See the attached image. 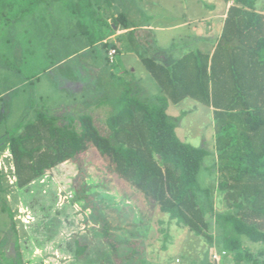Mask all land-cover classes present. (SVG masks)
<instances>
[{
	"label": "trees",
	"instance_id": "obj_1",
	"mask_svg": "<svg viewBox=\"0 0 264 264\" xmlns=\"http://www.w3.org/2000/svg\"><path fill=\"white\" fill-rule=\"evenodd\" d=\"M222 1L225 5L231 3L212 53L199 48L187 50L168 65L151 55L142 58L145 69L160 87L151 98H139L129 83L128 87L111 69L106 71V75L124 84L115 91L105 87L104 98L89 104L106 107V133L95 124L91 112L67 117L42 108L16 130L7 131L2 145H7L10 152L15 187L21 190L42 183L47 170L64 162L73 163L78 174L69 187L70 202L91 209L93 221L101 224L103 236L109 239L110 225L105 217L97 216L98 207L92 202L91 195L98 192L86 181V157L94 153L110 173L140 191L160 213L168 215L169 221L210 244L203 264H217L212 258V227L222 235L221 264L230 250L235 252V264H264V248L258 253L246 246L241 248L242 237L264 243V6L258 9V0ZM48 3L0 0V67L4 68L0 69V83H14L10 75L18 72L8 61V50H4L10 40L3 30ZM119 25L127 28L133 24L124 13L113 15L106 30L100 29L98 35L88 33L85 48L100 44L106 53L115 48L116 44L106 39ZM104 59L106 65H114L105 55ZM98 85L88 86L94 87L89 90L91 96L99 94L102 87ZM187 98L212 112L216 183L211 187L201 185L197 179L209 151L183 141L167 113L170 102L177 104ZM3 180L0 171V264H29L28 246L40 231L32 229L31 224L30 234L21 233L17 224L23 222L16 218L17 209L7 199ZM101 186L106 187L104 183ZM215 192L223 205L220 210L216 209ZM43 193L39 188L33 194L41 206L42 198L48 195ZM55 200L53 192V204ZM122 201L125 204L127 200ZM161 231L165 242L168 232ZM74 243V256L78 257L87 244H80L78 239Z\"/></svg>",
	"mask_w": 264,
	"mask_h": 264
},
{
	"label": "rangeland",
	"instance_id": "obj_2",
	"mask_svg": "<svg viewBox=\"0 0 264 264\" xmlns=\"http://www.w3.org/2000/svg\"><path fill=\"white\" fill-rule=\"evenodd\" d=\"M224 6L222 0H49L38 11L12 23V27H5L2 33L8 36L10 44L4 50H8V61L14 70L18 68V72L12 71L10 75L14 83H0V171L4 175V186L7 185V199L17 209L16 218L23 222V225L17 224L21 233L23 230L30 234L31 224L32 229L40 231L38 238L28 246L31 249L29 264H96L99 261L105 264H203L210 244L169 221L168 215L160 213L140 191L110 173L99 155L91 153L86 157V181L93 191L98 192L91 195L92 202L98 207L97 216L105 217L110 225V240L103 236L101 224L93 221L91 209H83L76 201L72 204L71 198L59 203V191L62 195L64 192L70 194L69 187L78 174L73 163L64 162L47 170L44 182L19 190L14 185L8 146H3L2 140L7 131L12 132L21 123L32 119L38 108L67 117L91 112L95 124L106 133V107L89 104L93 102L94 105L95 101L104 98L105 87L114 88V91L124 87L116 77L106 75L109 69L117 74L128 65L135 68L124 77L139 98L149 99L160 92L159 85L139 59L126 50L133 48L143 54V44L127 39L124 52L116 56L115 52L112 56L111 60L115 56L116 61L113 66L106 65L104 55L110 59L109 52L115 48L108 49L107 53L100 44L85 48L88 33L98 35L100 29H107L106 24L111 23L108 16L124 13L130 24L152 25V42L148 41L147 53L154 55L157 46L163 45L166 53L178 57L189 48L203 47L204 51H209L213 39L198 44L195 35H203L209 18L224 10ZM263 6L264 0H258L257 8ZM214 19L212 38L219 27V17ZM185 21H190V25L171 28ZM157 26L163 28H155ZM186 34L191 37L187 39ZM0 69L4 71L3 67ZM93 83L102 87L95 96L89 91L94 87H88ZM167 113L183 141L209 151L197 179L201 185L213 186L216 183V157L211 110L187 98L177 104L170 102ZM103 183L105 189L101 186ZM39 188L42 194L52 191L42 198V206L33 195ZM53 192L55 204L52 203ZM216 194V209L220 210L223 205ZM124 199L127 200L125 204ZM161 228L169 235L165 242ZM212 234V258L217 253L216 263L221 264L222 235L215 227H212ZM75 239L80 244H87L78 257L74 256ZM241 241V248L249 247L254 253L264 248V243H253L244 237ZM234 253L231 250L226 252L224 264H235Z\"/></svg>",
	"mask_w": 264,
	"mask_h": 264
},
{
	"label": "crops",
	"instance_id": "obj_3",
	"mask_svg": "<svg viewBox=\"0 0 264 264\" xmlns=\"http://www.w3.org/2000/svg\"><path fill=\"white\" fill-rule=\"evenodd\" d=\"M230 3L231 2H229L228 4H226L224 6V10L219 11V13H217L215 15L216 17H219V19H218L219 20V27H218L217 32L215 31L216 32V34H214L215 37L213 36V38H212V32H213V30H212L213 29L212 22H214L215 16L214 17H210L209 20L207 21V27H206L207 31L203 35H201V36L195 35V36H197V43L198 44H200V42H203V41H208V39H210V38L213 39V41L211 42V44H209V48H208L209 51H204L202 49L203 47H196V48H199V49H201L204 52L212 53V51L214 49V46L216 44V41L218 40L220 31H221V27H222V23H223V18L226 15V10H227V7L230 5ZM116 14H118V13H115V15ZM111 16L112 15H110V16L107 17V20L109 22H111ZM186 25L189 26L190 25V21L189 22L185 21V22L180 23V24H175L171 28H181V27L186 26ZM155 28H163V27H158L157 26ZM152 29H153V27L150 24H142V25H135V24H133V25L127 27V28H123V27H121L119 25V26L116 27V29H115L116 31H114L106 40L112 41L113 43L116 44V47L115 48H117V52H116L115 56L118 53H120L121 51L124 52V50H125L124 47L126 48V45H127V44H125L127 39L128 40L134 39V40H136L135 42H137V44L139 43V45L140 44H143L144 45V48H145L143 54H140L139 51L134 50L133 48H126V50H129V53H131L132 55H135L136 59H139V61L142 64L143 67H144V65L142 63V58L145 57V56H147V55H151L156 60L160 61L163 64H167V65L170 64V63H172L178 57H180V56L173 57L172 54L166 53V51H165L166 50V47L163 46V45L157 46L158 51L154 55L147 53L148 51H147L146 47L148 45V41H151L152 42V38L150 37V35H151V32L150 31ZM189 37H191V36L189 34H186V38L189 39ZM190 50H193V49H190ZM115 56H114L113 63L116 62L115 61ZM131 67H130V65H128L126 67H123L121 70H118V73L116 75H118L119 77H121L123 80H127L124 77V74L127 73L128 71L129 72H134L135 71V68H131ZM144 69H145V67H144Z\"/></svg>",
	"mask_w": 264,
	"mask_h": 264
},
{
	"label": "built area",
	"instance_id": "obj_4",
	"mask_svg": "<svg viewBox=\"0 0 264 264\" xmlns=\"http://www.w3.org/2000/svg\"><path fill=\"white\" fill-rule=\"evenodd\" d=\"M115 49H112V50H110V52H109V56H111L110 57V59H112V56L115 54ZM61 191V190H60ZM59 191V195H58V200H59V203L60 204H62L65 200H67V199H69L70 197H71V194H66V193H64L63 195L62 194H60L61 192ZM217 253H215L214 254V260L216 261V258H217V256H215ZM218 255V254H217ZM219 256V255H218Z\"/></svg>",
	"mask_w": 264,
	"mask_h": 264
}]
</instances>
